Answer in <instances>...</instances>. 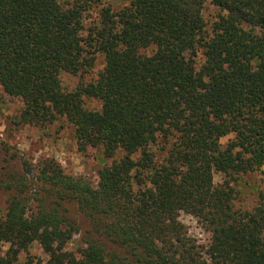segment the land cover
I'll return each mask as SVG.
<instances>
[{
	"label": "trees",
	"instance_id": "1",
	"mask_svg": "<svg viewBox=\"0 0 264 264\" xmlns=\"http://www.w3.org/2000/svg\"><path fill=\"white\" fill-rule=\"evenodd\" d=\"M96 1L0 0V85L23 96L21 120L64 117L80 149L125 152L96 184L49 158L0 177L10 192L0 264L34 241L48 258L24 264H264V191L235 207L230 181L264 175V0H209L220 10L209 29L207 0H126L85 27ZM97 52L96 76L63 88L61 73L87 71ZM214 171L226 177L218 186ZM69 206L88 222L76 251L66 248L78 232ZM181 211L198 214L207 247L187 235Z\"/></svg>",
	"mask_w": 264,
	"mask_h": 264
},
{
	"label": "rangeland",
	"instance_id": "2",
	"mask_svg": "<svg viewBox=\"0 0 264 264\" xmlns=\"http://www.w3.org/2000/svg\"><path fill=\"white\" fill-rule=\"evenodd\" d=\"M70 2L72 0H62ZM126 3V0H97L83 12L85 27L91 26L98 18L101 6H110L117 9ZM220 10L205 1L202 7V16L209 29ZM149 51V50H147ZM191 62L198 67L202 63L201 50L196 47V54ZM104 64L101 53H95L93 66L87 71L76 74L62 72L61 84L63 88L71 90L81 82L92 80ZM84 105L90 110H99L100 103L95 98L84 97ZM25 107V100L19 94L4 91L0 85V177L10 172H20L36 165L43 158L56 161L62 171L73 177H84L92 184L98 181V171L114 159L123 156V150L113 157H106L101 148L86 146L80 149L74 137L73 126L64 117L42 123H25L21 120V113ZM234 137L233 133L222 136L219 141L224 146ZM29 178V177H27ZM213 184H222L226 177L219 171L213 172ZM234 195V206L252 208L257 204L259 192L264 191V175L259 171L238 174L230 180ZM9 190L0 186V213L4 211ZM69 215L76 222L78 232L67 243L66 248L76 251L81 244L82 235L88 229L87 220L73 206H69ZM179 221L183 224L187 235L200 248H205L210 242V233L202 225L197 213L181 211ZM9 248L8 243H0V252L4 254ZM28 255L45 261L48 254L43 251L40 244L34 241L27 251H21L13 264H24Z\"/></svg>",
	"mask_w": 264,
	"mask_h": 264
}]
</instances>
